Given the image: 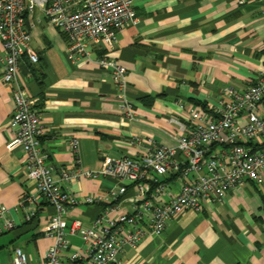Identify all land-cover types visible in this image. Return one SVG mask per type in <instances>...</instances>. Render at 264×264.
<instances>
[{"label":"crops","instance_id":"obj_1","mask_svg":"<svg viewBox=\"0 0 264 264\" xmlns=\"http://www.w3.org/2000/svg\"><path fill=\"white\" fill-rule=\"evenodd\" d=\"M134 9L136 22L118 31L112 49L87 40L88 58H71L65 34L45 21L31 30L29 45L39 59L31 63L25 56L20 77L40 114L41 147L55 177L61 167L100 170L105 156L141 157L145 146L132 143L134 137L152 136L171 145L178 132L171 118L186 122L190 108L208 112L226 86L243 90L264 72V2L134 0ZM101 55L126 67L136 118L123 116L116 86L97 63ZM3 56L0 42V204L14 223L0 234V264H12L16 247L37 262L53 242L44 226L54 210L43 203L29 216L32 206H19L34 184L27 177L22 150L7 148L13 137L8 122L14 101L11 84L2 80ZM73 138L78 140L76 155L69 145ZM165 181L167 193L179 189L176 177ZM68 186L81 197L105 195L117 183L99 175ZM134 195L129 188L123 212L132 211ZM112 205L80 204L70 216L89 225ZM69 240L81 245L77 237ZM118 258L121 264H264V181L245 182L220 201H206L200 211L171 218L160 234L126 245Z\"/></svg>","mask_w":264,"mask_h":264},{"label":"built area","instance_id":"obj_2","mask_svg":"<svg viewBox=\"0 0 264 264\" xmlns=\"http://www.w3.org/2000/svg\"><path fill=\"white\" fill-rule=\"evenodd\" d=\"M136 20L134 0H0L2 80L11 84L14 101L8 122L13 137L7 148L22 150L27 177L34 184L19 206L31 205L29 216L43 203L54 210L44 226L53 242L41 260L31 261L16 247L12 264H121L118 255L126 245L134 246L148 234H160L171 218L187 210L200 211L206 201H220L245 182L264 181V72L243 90L226 86L223 97L208 112L190 108L186 122L171 118L178 124L171 145L152 136L134 137L132 143L145 146L141 157L105 156L100 170L61 167L58 177L52 175L41 147L44 128L40 114L20 77L25 56L31 63L39 59L29 45L31 30L45 21L65 34L71 58H88L87 40L112 49L118 31ZM97 63L116 86L123 116L136 118L128 98L126 67L107 55L98 57ZM69 145L76 155L78 140L71 139ZM99 175L114 178L117 188L105 195L78 197L68 186L81 177ZM173 177L180 181L179 189L167 193L165 180ZM129 188L135 200L132 211L123 212ZM100 202L113 205L89 225L70 216L80 204ZM7 214L8 208L0 204V234L14 227ZM72 236L81 240L80 246L70 242Z\"/></svg>","mask_w":264,"mask_h":264}]
</instances>
